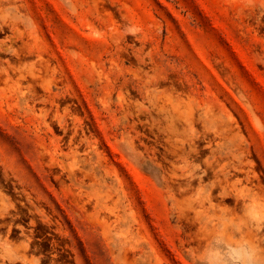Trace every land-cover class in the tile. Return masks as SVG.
I'll use <instances>...</instances> for the list:
<instances>
[{
    "label": "rangeland",
    "instance_id": "obj_1",
    "mask_svg": "<svg viewBox=\"0 0 264 264\" xmlns=\"http://www.w3.org/2000/svg\"><path fill=\"white\" fill-rule=\"evenodd\" d=\"M224 220L264 249V0H0V264H196Z\"/></svg>",
    "mask_w": 264,
    "mask_h": 264
},
{
    "label": "clouds",
    "instance_id": "obj_2",
    "mask_svg": "<svg viewBox=\"0 0 264 264\" xmlns=\"http://www.w3.org/2000/svg\"><path fill=\"white\" fill-rule=\"evenodd\" d=\"M256 212L252 207L248 215L254 217ZM230 224L224 220L222 226L210 232L206 247L196 253V264H264V249L237 234Z\"/></svg>",
    "mask_w": 264,
    "mask_h": 264
},
{
    "label": "bare ground",
    "instance_id": "obj_3",
    "mask_svg": "<svg viewBox=\"0 0 264 264\" xmlns=\"http://www.w3.org/2000/svg\"><path fill=\"white\" fill-rule=\"evenodd\" d=\"M24 249H27V245L23 246Z\"/></svg>",
    "mask_w": 264,
    "mask_h": 264
}]
</instances>
